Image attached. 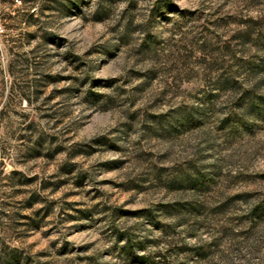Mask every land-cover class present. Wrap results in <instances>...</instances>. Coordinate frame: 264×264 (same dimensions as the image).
<instances>
[{"label": "rangeland", "instance_id": "1", "mask_svg": "<svg viewBox=\"0 0 264 264\" xmlns=\"http://www.w3.org/2000/svg\"><path fill=\"white\" fill-rule=\"evenodd\" d=\"M0 264H264V0H0Z\"/></svg>", "mask_w": 264, "mask_h": 264}]
</instances>
